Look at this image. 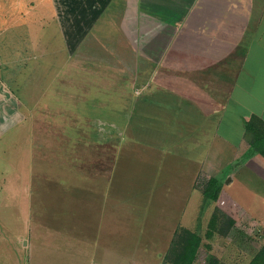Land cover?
I'll use <instances>...</instances> for the list:
<instances>
[{"label":"crops","instance_id":"1","mask_svg":"<svg viewBox=\"0 0 264 264\" xmlns=\"http://www.w3.org/2000/svg\"><path fill=\"white\" fill-rule=\"evenodd\" d=\"M50 10L63 35V72L76 67L75 92L43 85L34 63L31 18L43 22ZM2 17L0 173L17 140L33 129L43 139L49 120L60 149L76 143L65 177L81 226L103 223L105 233L114 214L122 223L132 187L139 209L173 214L181 194L200 193L201 176L264 198V156L247 129L264 122V0H0ZM67 93L75 119L58 124L48 114L68 106L55 100Z\"/></svg>","mask_w":264,"mask_h":264},{"label":"rangeland","instance_id":"2","mask_svg":"<svg viewBox=\"0 0 264 264\" xmlns=\"http://www.w3.org/2000/svg\"><path fill=\"white\" fill-rule=\"evenodd\" d=\"M46 14L44 17L38 16L43 22H37V18L33 17L30 22L33 26L30 34L38 44L33 59H39L34 63L41 65V71L38 70L43 76L41 82L43 85L49 84L50 89L56 87L63 92H75L76 67L72 71L65 66L63 72V63L66 62L63 35L51 10ZM7 20L0 18V28L7 24ZM28 35L21 37L18 34V40L25 43ZM56 75L58 80L54 83ZM40 89L35 91L39 92ZM68 97V93L56 96L58 104L68 106H61L59 114H48L49 118L60 121L58 124L75 119L76 107L70 105V101L67 102ZM49 98L52 99L51 92L43 101ZM47 121L46 127L42 129L43 139H38L33 129L25 142L17 140L16 152L8 155L6 168L0 173V264H169L165 262V256L172 238L181 228L196 231L203 238L196 260L198 264H205L210 255H216L224 264H249L264 245V198L256 197L257 193L251 192L248 196L243 195L240 191L245 189L243 185L235 183L228 186L222 183L218 201L205 199L206 202L199 208L202 188L207 179L214 178L210 175L198 179L197 187L201 194H193L194 188H189L185 191V197L184 194L179 196L177 206L171 210L173 214H167L168 211L165 213L166 209L155 210L153 206L139 209L136 201L140 198L136 187H132L130 202L123 203L129 206L123 210L122 223H118V216L114 214L111 224L107 223L109 230L105 233L103 223L81 226L76 223L79 203L76 197L69 194L68 186L71 183L67 180L71 177H65L66 162L73 163L76 160V143L71 147L70 144L66 145V151L60 149L50 138L57 127ZM69 125L71 123L65 127L69 129ZM256 127L260 135L255 133L251 139L253 141L264 133V122ZM60 132L64 133V130ZM41 144L47 145L41 148ZM25 149L26 153L22 154L21 150ZM39 152L42 154H37ZM16 157L19 167L10 168L11 162H16ZM0 159L3 161L4 157L1 155ZM122 173L121 167V177ZM123 197L124 194L121 200L126 201ZM229 197L233 200H229ZM236 198L244 211L236 223V229L223 235L219 233L215 222L212 227L214 233L208 237L212 218L221 222L229 204L238 202ZM86 216L92 221L96 220L92 213ZM90 228L97 231H90Z\"/></svg>","mask_w":264,"mask_h":264},{"label":"trees","instance_id":"3","mask_svg":"<svg viewBox=\"0 0 264 264\" xmlns=\"http://www.w3.org/2000/svg\"><path fill=\"white\" fill-rule=\"evenodd\" d=\"M247 129L249 131L257 133L258 128L253 123H248ZM252 143L254 150L264 156V133H261ZM260 135V132L257 133ZM221 182L216 178L207 179L205 185L202 188V193L205 199H212L218 201L221 192ZM227 213H223L221 222L215 221L214 218L210 221L209 236L214 233L212 227L217 223L219 233L223 235L232 233L236 229V223L241 219L243 209L240 205L230 203ZM216 222V223H215ZM212 237V236H211ZM202 236L196 231H192L188 228H181L179 232H176L175 237L171 241L170 248L165 256V262L169 264H198L196 262L199 251L202 245ZM205 264H224L220 258L216 255H210ZM249 264H264V245L253 256Z\"/></svg>","mask_w":264,"mask_h":264}]
</instances>
